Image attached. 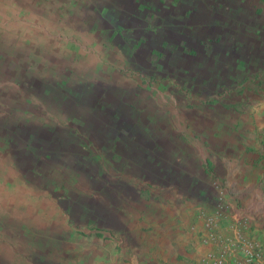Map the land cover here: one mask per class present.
I'll list each match as a JSON object with an SVG mask.
<instances>
[{
    "label": "rangeland",
    "instance_id": "1",
    "mask_svg": "<svg viewBox=\"0 0 264 264\" xmlns=\"http://www.w3.org/2000/svg\"><path fill=\"white\" fill-rule=\"evenodd\" d=\"M82 1L39 11L30 0H0V179H14L0 182V220L13 217L15 234L58 235L44 222L57 216L63 231L108 235L132 253L158 229L153 206L201 198L155 186L184 182L174 155L222 154L200 129L238 120L236 141L246 142L263 99L264 62L255 60L264 44L244 24L264 30V12L248 13L258 0ZM40 19L48 30L29 28ZM53 22L66 30L52 32Z\"/></svg>",
    "mask_w": 264,
    "mask_h": 264
},
{
    "label": "crops",
    "instance_id": "2",
    "mask_svg": "<svg viewBox=\"0 0 264 264\" xmlns=\"http://www.w3.org/2000/svg\"><path fill=\"white\" fill-rule=\"evenodd\" d=\"M30 1L33 2L28 8H36L39 11L45 7L62 9L60 1H75L72 6L78 1L83 3L82 0ZM94 4L92 3V6ZM246 4L249 5L250 1ZM256 5H252L254 7L250 10L247 7V11L259 16L264 12V0H258ZM101 6L105 8L104 3ZM25 7L27 6H23ZM243 11L242 8H238V15H244ZM59 14L62 17L68 16L63 10H60ZM240 20L243 19L238 16L236 27L239 31L236 33L241 34L240 31L245 29L244 25H248V37L264 44V30H259L254 22V24L242 25ZM39 21L38 24H30L29 28L40 33L48 30L44 28L47 22L43 19ZM53 23L55 27L50 28L52 32L66 30L64 25ZM95 23L93 22L94 25ZM57 25L59 28L56 27ZM94 30L96 29L92 31ZM233 42L236 47L243 46V41L238 36L233 38ZM258 60L264 62V51L255 61L259 62ZM253 94L255 95L254 92ZM262 96V101H258L259 105L257 103L252 106V112L247 118L244 145L239 146V141H236L239 135L238 120H232L235 122L233 124L227 119V122H220L219 127L206 126L198 133L200 139L204 138L208 145L216 144V150L222 149V154L219 153L221 155H176V157L174 155V159L181 163L184 182L155 184L157 190H188L203 194H200L199 200L166 199L160 205L153 206L154 223L158 229L149 241L143 240L142 243V237L136 241L135 247L141 246L140 249L130 253L127 251L126 242L123 248L116 246L112 238L104 234L101 239L90 233L92 237L89 236L87 240L84 233L73 234V229L68 226L63 231V218L57 219V216L53 220L48 217V221L44 222L52 226L58 224L59 227L55 228L61 231L60 234L55 235L50 231H39L34 234L29 227L23 228L25 234L19 235L13 233L15 227L11 217V220H0V224L13 225L10 230L0 227V245L4 247V250L0 249L2 252L0 255L5 259L4 264H29L30 256L48 257L54 260V264H212L211 260L205 257L206 253L217 252L220 249L225 254L226 264H237L235 255L242 254L241 248L247 241L253 240L264 246V92ZM221 114L222 111L216 115L221 117ZM193 174H195L194 180L191 177ZM0 182L13 183L14 179L3 178ZM0 187H3L1 183ZM206 190L213 192L215 197L220 194L224 203L220 214L215 216L213 237H210L209 230L204 226L205 218L214 213V205L207 202ZM2 192L4 191H0ZM44 222L39 219L35 223L44 225ZM19 229L17 227V230ZM64 233L67 234H65L66 239ZM21 235L25 237L22 238ZM34 235L37 236L32 238Z\"/></svg>",
    "mask_w": 264,
    "mask_h": 264
},
{
    "label": "built area",
    "instance_id": "3",
    "mask_svg": "<svg viewBox=\"0 0 264 264\" xmlns=\"http://www.w3.org/2000/svg\"><path fill=\"white\" fill-rule=\"evenodd\" d=\"M216 201L214 202V213L208 215L205 218L204 226L209 230L208 234L210 237H213V233H215V216L220 214L221 209L224 208V203L220 194L216 197ZM242 254L240 256L235 255V262L237 264H264V246L256 243L251 240L250 242H246L245 246L241 248ZM207 259L211 260L212 264H226L225 254L222 249L215 252H208L205 256Z\"/></svg>",
    "mask_w": 264,
    "mask_h": 264
}]
</instances>
